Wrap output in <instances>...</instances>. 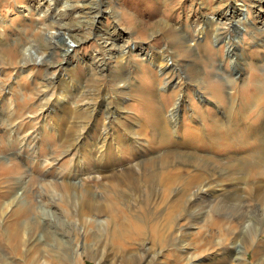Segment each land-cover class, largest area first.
<instances>
[{
	"label": "rangeland",
	"instance_id": "374dc122",
	"mask_svg": "<svg viewBox=\"0 0 264 264\" xmlns=\"http://www.w3.org/2000/svg\"><path fill=\"white\" fill-rule=\"evenodd\" d=\"M16 220L54 264H264V0H0V264Z\"/></svg>",
	"mask_w": 264,
	"mask_h": 264
},
{
	"label": "bare ground",
	"instance_id": "6f19581e",
	"mask_svg": "<svg viewBox=\"0 0 264 264\" xmlns=\"http://www.w3.org/2000/svg\"><path fill=\"white\" fill-rule=\"evenodd\" d=\"M239 11H241L240 15L241 17L243 18V9H239ZM248 11V10H247ZM246 11V12H247ZM249 12V11H248ZM239 15V14H238ZM248 16L249 14H247L246 16V19H248ZM241 20V18H238ZM207 21V20H206ZM208 21H210V19H208ZM213 21V20H212ZM243 21V20H242ZM211 22V21H210ZM207 23V22H206ZM216 23V22H215ZM203 35H205L207 33V29H205V31H200ZM212 32V30H211ZM40 58H42L41 55H39V52L37 51V49H31L29 47H27L25 49V52H24V55H23V58L21 59L22 63L23 64H27L28 62L32 61V60H39ZM124 58V57H123ZM161 58V57H160ZM162 60V59H161ZM160 63V62H159ZM158 63V64H159ZM161 64H162V61H161ZM160 64V65H161ZM164 65V64H163ZM163 67V66H161ZM165 68V67H164ZM166 68H167V65H166ZM170 70V69H169ZM168 72V71H167ZM70 79L69 77H67L66 79H64L62 82H66V84L62 87V88H58V94H57V97L56 99L54 100H51L50 98H47V104H46V107L47 108H51L50 110V113H53V112H57V114H54V117H57L60 115L61 112H58L60 111L59 109H62L63 111H67V109L70 107V103H66L65 104V100L69 98V96H71L70 94ZM181 80V79H180ZM79 82V81H78ZM80 83V82H79ZM77 89V87H76ZM108 91V90H107ZM77 92V91H76ZM103 92V91H102ZM106 93V92H104ZM76 96V95H75ZM89 96V95H88ZM101 96V95H100ZM81 98V96H79ZM93 97V96H92ZM106 97V96H105ZM84 98V97H82ZM93 100V99H92ZM96 100V99H95ZM88 101H90L88 99ZM97 101V100H96ZM207 102H211V100L208 98L206 99ZM181 102V100L177 101V105ZM185 102V101H184ZM73 102L71 101V104ZM183 103V102H182ZM74 104H76V102H74ZM97 104V103H96ZM73 106V104H72ZM75 107V106H74ZM178 107V106H176ZM180 107V106H179ZM172 109V108H171ZM170 109V110H171ZM176 109V108H175ZM175 109H172L171 110V114L173 117H175L174 113H175ZM69 111V110H68ZM73 111V110H72ZM71 111V112H72ZM75 111V109H74ZM81 111V110H80ZM3 113H4V121H7L11 118V114L6 112L4 109H3ZM76 114V112H75ZM74 113H72V115H75ZM79 116V115H78ZM84 118V117H83ZM86 118V117H85ZM84 118V119H85ZM93 118V117H92ZM14 119V118H12ZM91 119V118H90ZM75 122V121H74ZM79 122V121H78ZM90 122V121H89ZM86 123V122H85ZM88 123V122H87ZM138 123V122H137ZM73 124V123H72ZM79 125V123H78ZM74 126V125H72ZM84 126V125H83ZM177 126V121L175 120V127ZM79 129V128H78ZM77 131H80V130H77ZM135 132V131H134ZM84 133V132H83ZM83 133H80V134H83ZM76 134V133H75ZM79 134V132L77 133V135ZM78 139V137H77ZM83 142V141H82ZM121 152V149L120 148H115V152H113V159H112V164L113 166L110 164L109 166V169L110 168H114V166H120L121 163H120V156L118 157L119 153ZM108 167V166H107ZM98 174L99 175H102L101 177H105V172L101 169L98 170ZM98 176V175H97ZM114 179V178H113ZM202 188V187H201ZM223 188V187H222ZM218 192H221L220 195H223V197H227V195L225 196V191L224 190H217ZM214 193H216V190L214 191ZM229 193V192H228ZM232 193V192H231ZM238 193V192H236ZM16 198V197H15ZM20 198V197H19ZM18 199V197H17ZM202 201V200H201ZM20 202H22V200L20 199ZM19 202V203H20ZM101 203V202H100ZM212 202H209V204H211ZM31 204V203H30ZM99 204V203H98ZM238 204V207H237V212H240L241 216L243 217H247V224H244V234H245V237L246 238H250L252 233L254 231H256V223H255V219H248V216H246V213L245 211H242V202L240 201ZM36 205V204H35ZM39 205V204H38ZM85 206V205H84ZM95 206V205H94ZM32 208V207H31ZM35 208V207H33ZM89 208V207H88ZM98 210L102 211L104 209H107L108 208V204H103V205H100L96 207ZM239 208V210H238ZM90 209V208H89ZM85 210V209H84ZM87 210V209H86ZM18 212V211H17ZM16 213V212H15ZM29 213V211L27 212ZM245 214V215H244ZM28 215V214H27ZM30 215V213H29ZM14 217H17L19 218L20 217V214L19 212L16 213V215ZM256 217H259V216H256ZM255 218V217H254ZM258 219V218H257ZM258 221V220H257ZM35 224V223H34ZM101 224H104V223H101ZM24 226V225H23ZM9 227V226H8ZM32 227V226H31ZM31 229V228H30ZM4 232V231H3ZM8 232V231H7ZM32 231H27L25 228L22 227V224L20 223L19 220H16L15 222L11 223V231L10 233L8 232L9 234V248H8V252L11 253L12 255H14V257L16 256L17 257V260L19 262V264H54V262H59L60 261V257H58L54 252H51L49 251L48 248L49 247V243L50 242H46V244H42L41 242H37V239L38 238H35L34 240L33 239H30L31 237L33 238L34 235L31 234ZM8 237V236H7ZM3 239V238H2ZM55 241L57 240L58 241V244L60 246H62V242L59 241V238H56L54 239ZM62 240V239H61ZM64 240V239H63ZM65 241V240H64ZM5 242V241H3ZM53 242V241H52ZM8 244V243H7ZM53 245V244H52ZM56 252V251H55ZM59 253V252H58ZM4 255V254H3ZM3 255L0 253V260L2 259ZM6 256V255H4ZM10 258V257H9ZM107 258V257H106ZM11 261V260H10ZM14 261H16L14 259ZM12 262V261H11ZM104 262V261H103ZM7 262L4 261V264H6Z\"/></svg>",
	"mask_w": 264,
	"mask_h": 264
}]
</instances>
